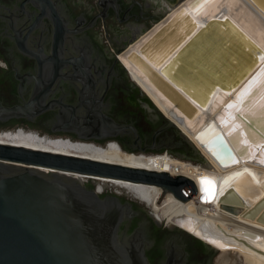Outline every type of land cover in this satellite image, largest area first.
Listing matches in <instances>:
<instances>
[{
	"label": "water",
	"instance_id": "obj_1",
	"mask_svg": "<svg viewBox=\"0 0 264 264\" xmlns=\"http://www.w3.org/2000/svg\"><path fill=\"white\" fill-rule=\"evenodd\" d=\"M182 1L171 4L154 23ZM254 1L264 9V0ZM173 20L174 17L169 19L156 36L167 34ZM216 20L219 21H206L160 71L147 70L150 78L169 83L171 79L164 76L169 72L179 79L187 70L190 55L198 50L200 59H208L216 46L212 39ZM63 25L65 30L54 38L52 52L45 56L48 62L44 63L39 53L33 51L31 54L38 58L35 68L13 66L18 102L10 106L0 102L1 133L9 129L12 133L22 126L24 131H38L46 137H69L102 146L116 140L122 150L146 155L163 153L168 148L172 157L213 167L130 78L118 57L125 48L116 50L111 64L103 63L94 54L92 43H85L87 37L77 36L70 23ZM22 42L24 45L23 40L20 45ZM147 42L141 50L148 49ZM136 55L146 61L139 53ZM173 61H178L177 67ZM145 65L149 63L146 61ZM3 72L0 68V77ZM45 113L49 115L44 117ZM245 119L250 129L264 136L258 122ZM214 144L219 154H234L224 137ZM39 166L154 183L183 201L198 191L191 178L171 176L168 171L0 143V264H150L148 250L155 241L150 220L145 218L133 225V219L142 212L131 200L102 195L93 187L59 175L56 169L44 173ZM185 190L191 193H184ZM219 198L223 206L234 212L240 208L233 202H245L233 188ZM263 205L264 198L246 215L256 216ZM259 219L264 221V211ZM163 245L165 258L160 264H185L186 246L196 256L212 255L209 244L191 238L189 230L167 235Z\"/></svg>",
	"mask_w": 264,
	"mask_h": 264
},
{
	"label": "bare ground",
	"instance_id": "obj_2",
	"mask_svg": "<svg viewBox=\"0 0 264 264\" xmlns=\"http://www.w3.org/2000/svg\"><path fill=\"white\" fill-rule=\"evenodd\" d=\"M172 17V29L156 36ZM213 18L219 19L212 26L216 46L208 59H200L201 50H198L190 55L187 70L179 79L169 72L164 73L171 79L169 83L150 78L152 75L147 70L160 71L165 63L173 60L190 36ZM146 42L148 49L143 51L141 47ZM136 53L146 59L149 66ZM118 55L130 78L189 137L213 167L172 157L168 155V148L163 153L136 154L122 150L116 140H109L102 146L69 137H46L38 131H24L22 126L12 133L10 129L0 132V143L168 171L171 176H187L194 181L198 191L183 201L154 183L38 167L44 173L56 169L59 175L81 184L90 179L98 185L95 188L98 193L110 186L129 191L149 204L157 223L164 221L180 233L189 230L191 237L217 250L218 264H264V221L259 219L264 205L256 216L246 215L264 198V164L259 162L264 158V148L260 147L264 136L250 129L245 119L258 122L264 130V110L253 108L251 103L247 108L252 111L227 109V105L264 69V9L254 0H183ZM172 64L177 67L178 61ZM253 97L258 102L259 92L254 91ZM221 116L228 123L234 116L242 134L229 135L218 119ZM217 136L224 137L233 147V155L219 154L214 144ZM229 188L235 189L245 200L241 204L233 202L240 208L236 212L223 206L219 198Z\"/></svg>",
	"mask_w": 264,
	"mask_h": 264
},
{
	"label": "flooded vegetation",
	"instance_id": "obj_3",
	"mask_svg": "<svg viewBox=\"0 0 264 264\" xmlns=\"http://www.w3.org/2000/svg\"><path fill=\"white\" fill-rule=\"evenodd\" d=\"M176 1L0 0V68L4 70L0 77V102L6 106L18 102L13 66L35 68L38 58L31 54L33 51L39 53L44 63L48 62L45 56L51 54L53 40L65 30V22L71 24L77 36L87 37L85 43H92L93 52L101 62L111 64L116 50L126 49ZM20 40L25 44L20 45ZM166 236L165 233L159 238L152 230L155 241L148 250L150 264L164 260ZM186 251L185 264H207L205 257L196 256L187 246Z\"/></svg>",
	"mask_w": 264,
	"mask_h": 264
},
{
	"label": "snow or ice",
	"instance_id": "obj_4",
	"mask_svg": "<svg viewBox=\"0 0 264 264\" xmlns=\"http://www.w3.org/2000/svg\"><path fill=\"white\" fill-rule=\"evenodd\" d=\"M203 2H209V0H203ZM259 92V101L253 97V92ZM251 103L253 108H259L260 110H264V69L258 73L257 77H254L252 81L237 95L235 100L232 103L227 105V109H231L234 112H243V111H252V109L247 108V104ZM222 126L228 130L229 135L233 134H242L241 128L235 124V117L233 116L232 122H225L223 116L218 117ZM214 139H220L219 136ZM247 143V141H245ZM260 147L264 148V143L260 145ZM233 162H236L233 159ZM261 164H264V158L259 160ZM203 183V181H202Z\"/></svg>",
	"mask_w": 264,
	"mask_h": 264
},
{
	"label": "rangeland",
	"instance_id": "obj_5",
	"mask_svg": "<svg viewBox=\"0 0 264 264\" xmlns=\"http://www.w3.org/2000/svg\"><path fill=\"white\" fill-rule=\"evenodd\" d=\"M84 185L87 187H93V188H96L98 186L96 185L95 182H93L90 179H86L84 181ZM105 194L118 195L120 198H122V200H126V199L131 200L133 202V206L135 208L140 209L142 213L139 215L140 217L137 216L136 218L133 219L132 221L133 225H135L139 221L144 220L145 218H148L150 220L152 230H155L157 232V236L159 238H162V235L165 233L166 235H170L171 233H176L178 231L176 228H173L167 225L166 222L164 221H162L161 223H157L155 221V218L152 216V209H150L151 207L149 206V204L147 205V203L133 196L132 194H130L129 191H125L122 189H118L117 187L110 186L109 188H106V190L102 193V195H105ZM193 239H196V238H193ZM210 249H211L212 255L205 257L207 264H218L219 252L217 250H213L211 246H210Z\"/></svg>",
	"mask_w": 264,
	"mask_h": 264
}]
</instances>
